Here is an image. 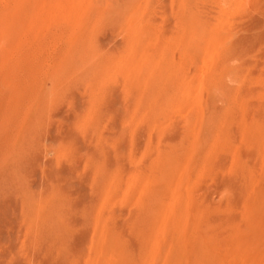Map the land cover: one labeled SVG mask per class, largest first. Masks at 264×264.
Returning <instances> with one entry per match:
<instances>
[{
    "label": "rangeland",
    "instance_id": "1",
    "mask_svg": "<svg viewBox=\"0 0 264 264\" xmlns=\"http://www.w3.org/2000/svg\"><path fill=\"white\" fill-rule=\"evenodd\" d=\"M0 264H264V0H0Z\"/></svg>",
    "mask_w": 264,
    "mask_h": 264
}]
</instances>
